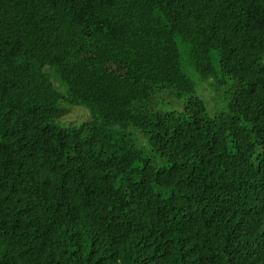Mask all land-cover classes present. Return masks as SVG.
<instances>
[{
    "label": "trees",
    "instance_id": "trees-1",
    "mask_svg": "<svg viewBox=\"0 0 264 264\" xmlns=\"http://www.w3.org/2000/svg\"><path fill=\"white\" fill-rule=\"evenodd\" d=\"M0 264H264V0H0Z\"/></svg>",
    "mask_w": 264,
    "mask_h": 264
},
{
    "label": "rangeland",
    "instance_id": "rangeland-1",
    "mask_svg": "<svg viewBox=\"0 0 264 264\" xmlns=\"http://www.w3.org/2000/svg\"><path fill=\"white\" fill-rule=\"evenodd\" d=\"M189 73L191 76H193L197 80V74L193 75L194 73L192 72V70H189ZM230 83L233 84L232 82ZM222 87H225V86H222ZM222 90L224 91V88ZM222 90L221 88H216V86H214L213 88H207V86L202 87L201 85H199L198 92L202 95V98L207 102L208 110L210 113L214 114L215 112H217L218 110L217 108H219L220 102H222V101H218L221 97L223 98L227 97V93L222 92ZM168 101L172 103V106L174 108L178 109L179 111L183 110L181 106L182 104H185L184 99L182 101H177L175 99H170ZM158 110L160 109L158 108Z\"/></svg>",
    "mask_w": 264,
    "mask_h": 264
},
{
    "label": "clouds",
    "instance_id": "clouds-1",
    "mask_svg": "<svg viewBox=\"0 0 264 264\" xmlns=\"http://www.w3.org/2000/svg\"><path fill=\"white\" fill-rule=\"evenodd\" d=\"M170 99H173V98H169L168 100H170ZM178 101H182V100H178ZM184 102H186V101H184ZM183 106H184V104H182V106H181V108L183 109ZM174 109H176V108H174ZM176 110H178V109H176ZM179 111V110H178ZM180 111H183V110H180ZM179 111V112H180Z\"/></svg>",
    "mask_w": 264,
    "mask_h": 264
}]
</instances>
